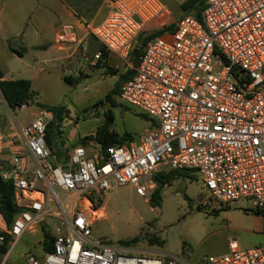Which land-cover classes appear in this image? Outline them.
Returning a JSON list of instances; mask_svg holds the SVG:
<instances>
[{
	"label": "built area",
	"instance_id": "obj_1",
	"mask_svg": "<svg viewBox=\"0 0 264 264\" xmlns=\"http://www.w3.org/2000/svg\"><path fill=\"white\" fill-rule=\"evenodd\" d=\"M108 6L89 31L132 68L119 98L155 121L134 141L102 148L89 138L61 157L45 139L53 118L47 108L11 133L0 129L1 177L22 208L11 226L0 219V244L9 235L13 246L43 221L53 236L52 250L41 243L42 253L26 254V264H178L108 243L91 230L114 185L132 184L148 197L160 171H196L213 208L250 200L253 209H264V0H205L200 19L182 15L174 31L146 42L132 66L128 55L140 32L164 29L170 12L159 0H108ZM74 38L71 26L58 27L59 43ZM196 264H264V243L231 245Z\"/></svg>",
	"mask_w": 264,
	"mask_h": 264
},
{
	"label": "rangeland",
	"instance_id": "obj_2",
	"mask_svg": "<svg viewBox=\"0 0 264 264\" xmlns=\"http://www.w3.org/2000/svg\"><path fill=\"white\" fill-rule=\"evenodd\" d=\"M159 1L170 11V16L164 19L159 28L165 26L164 30L172 32L181 18L179 4L175 0ZM0 2V68L5 79H31L33 89L32 100L27 107L15 111L7 109L0 93L2 122L4 116L8 117L17 129V126L30 123L34 112L41 107L39 104L60 107L63 113L59 128L62 144L55 148L56 151L69 150L79 144L84 135L93 133L104 121L105 112L109 108L114 116L111 127L118 134L128 133L136 140L151 127L154 118L146 114V119L141 117L139 113L142 112L138 108L125 103L117 95H113L116 103L120 104L117 107L108 102L94 105L120 82L118 74L126 70V65L121 62L117 67L110 64L117 71L113 74L110 69L96 63L94 52L99 43L90 31L84 43L76 47V55L63 57L55 65L52 63L49 70L37 75V71H29L28 68L32 61L30 52L19 57L7 47H17L13 38V25L20 18L30 15V27L44 25L35 21L41 8L36 0H26L21 6H15V0ZM170 24L174 28H170ZM155 30L157 29L147 28L140 34L147 35ZM139 42L138 36L133 48ZM131 51L128 55L129 62L132 61ZM92 61L94 65L90 64ZM65 76L74 78L72 86L64 80ZM55 130L53 127L51 133L54 134ZM149 199L150 196L137 194L132 184L114 185L100 204L104 209V217L92 223V234L111 244L137 237L135 245L129 247L132 250L145 251L143 255L157 258L171 257L178 264H196L207 256L224 254L231 245L247 249L264 243V214L252 211L250 200L213 208L202 187L201 177L194 170H187L165 185L160 190L157 204L154 205ZM48 222L50 226L55 223L53 219ZM46 227L49 228L43 221L35 226L33 232H24L9 248L8 253L3 255L0 264H26V254L40 255ZM150 238L162 240L163 243L151 244ZM151 249L160 251L161 254L147 251Z\"/></svg>",
	"mask_w": 264,
	"mask_h": 264
},
{
	"label": "trees",
	"instance_id": "obj_3",
	"mask_svg": "<svg viewBox=\"0 0 264 264\" xmlns=\"http://www.w3.org/2000/svg\"><path fill=\"white\" fill-rule=\"evenodd\" d=\"M205 4V0H186L179 4V8L181 11V16L185 14H191L197 19H200V12L203 9ZM170 28H174L173 24L168 25ZM166 27H164L165 29ZM164 29L155 30L152 33H149L147 35H139L140 42L132 49L131 51V59L132 64L135 65L138 61V58L140 54L142 53V50L148 40L153 38L154 36H157L163 32ZM8 49L15 53L17 56L21 57L22 53L13 48L12 46L8 45ZM101 49V48H100ZM105 56V52L101 51V55L98 58V61L100 58ZM110 69L111 73H116L117 71L114 69ZM132 73L131 70H126L123 73L118 74L120 82H118L109 92H107L103 99L98 100L94 105H104L106 102H108L111 106L117 107L120 104L116 103V100L113 98V95L119 96V90H120V84L121 82L126 79L130 74ZM3 72L0 68V93L5 100L8 108L11 111H15L16 107L20 106L22 103L26 102L27 105L32 100L33 96V90L31 88V83L29 79L25 78H19V79H2ZM64 80L67 81L70 86L73 85L74 78L72 76H65ZM41 108H47L53 113V118L50 122H48L46 126V142L49 148L53 153H55L58 157H61L63 153L67 150H61L56 151L55 148L58 147L59 144H62V139L60 138V126L61 122L63 120V113L60 107L57 106H48L45 107L41 104H39ZM141 117L146 119V116L144 113H139ZM105 118L104 121L95 129L93 133H89L87 135H84L80 139V143L83 142L85 139L92 138L99 142L102 146V148H105L108 145H112L115 143H125L134 140V137L128 133L118 134L112 127L111 124L113 122V112L112 109L109 108L105 112ZM153 125V123L151 124ZM55 127V133L52 134L51 130ZM0 129H1V114H0ZM1 171H2V161L0 160V215L4 221V223L7 226H11L12 221L15 217V215L22 209L19 208L15 201H14V190L12 183L9 180H4L1 177ZM187 170H170V171H160L158 173H155L153 175V180L156 183V187L153 190L152 194L150 195L149 201H153L154 205L158 203V200L160 198V190L163 186L170 184V182L176 178L178 175H182ZM100 203L97 202V205ZM255 213H262L264 214V209H252ZM43 241H42V248L46 251L52 250V240L53 236L50 235L46 230L43 232ZM10 241L11 237L9 235H5L4 242L0 244V263L2 261L3 255H5L9 248H10ZM138 241L137 237L131 238V239H123L119 240L118 244L131 247L134 246L135 243ZM149 242L153 244L154 242L158 244H162L163 241L155 240V238H150Z\"/></svg>",
	"mask_w": 264,
	"mask_h": 264
},
{
	"label": "crops",
	"instance_id": "obj_4",
	"mask_svg": "<svg viewBox=\"0 0 264 264\" xmlns=\"http://www.w3.org/2000/svg\"><path fill=\"white\" fill-rule=\"evenodd\" d=\"M25 1L26 0H15V6L23 5ZM36 3L41 9L35 21L44 25L38 26L39 29L34 26L30 27L29 23L31 22V16L27 15V17L20 18L18 22L13 25V38L17 42V47H15V49L19 50L22 56L28 52L32 55V61L28 68L29 71H37V75H41L49 70L50 66L53 64L55 65L63 59V57L76 55V47L84 43L90 28L98 25L104 19L109 8L108 0H36ZM0 10H2V7H0ZM53 24L56 25L53 26ZM60 25L71 26L74 32V40L63 43H59L56 40L57 29ZM94 39L96 40L95 37ZM97 48L94 55L98 51H104L100 43ZM104 52V57L100 58L99 61L98 58L96 59V63L100 64L102 67L112 69L110 64L117 67L119 62L123 63L114 54L106 51ZM90 64L94 65L95 63L92 61ZM132 65L131 62V66ZM125 69L132 71V68L127 64ZM2 79H5L4 75ZM29 80L32 85V80ZM3 101L7 109H9L4 99ZM37 111L34 112V115ZM14 130H16V128L12 125L11 121L8 117L6 118L4 116L1 124V131L3 133H11ZM0 219L3 221L1 215ZM147 251L153 254H161L160 251L158 252L153 249Z\"/></svg>",
	"mask_w": 264,
	"mask_h": 264
},
{
	"label": "water",
	"instance_id": "obj_5",
	"mask_svg": "<svg viewBox=\"0 0 264 264\" xmlns=\"http://www.w3.org/2000/svg\"><path fill=\"white\" fill-rule=\"evenodd\" d=\"M101 163V162H100Z\"/></svg>",
	"mask_w": 264,
	"mask_h": 264
}]
</instances>
